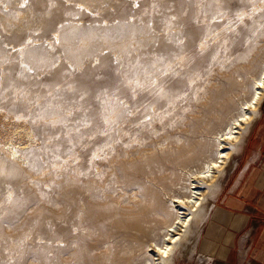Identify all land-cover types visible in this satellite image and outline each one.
Wrapping results in <instances>:
<instances>
[{"label": "snow or ice", "instance_id": "snow-or-ice-1", "mask_svg": "<svg viewBox=\"0 0 264 264\" xmlns=\"http://www.w3.org/2000/svg\"><path fill=\"white\" fill-rule=\"evenodd\" d=\"M36 16L0 24V226L25 223L20 264H119L116 199L213 67L264 45V0H47Z\"/></svg>", "mask_w": 264, "mask_h": 264}, {"label": "rangeland", "instance_id": "rangeland-1", "mask_svg": "<svg viewBox=\"0 0 264 264\" xmlns=\"http://www.w3.org/2000/svg\"><path fill=\"white\" fill-rule=\"evenodd\" d=\"M22 2L23 0H0V24H2L4 28L7 29L8 31L14 32L16 30L10 27V25H16L17 28L22 26L15 19L17 14H19L21 21L28 19L30 21V26L32 27H39L43 23V21L40 19L39 16H36L35 19H31V17H33L35 13L43 11L47 7V0H39V7L33 5L30 0L29 7L27 9L20 8V4ZM5 6L7 7L6 11H5ZM51 11L57 16V18H59L60 10L58 8H53ZM109 23H111L110 20ZM14 56L15 53L12 54V57ZM228 59H231V56H229ZM263 62H264V45L254 48L252 51H248V49L241 50L240 53L236 56V58L231 60L230 65L224 63L223 67H218V66L213 67L212 76L208 77L207 80L200 86L201 88H203V91L201 92L199 89H197L198 92L197 99L195 101H191L189 105H187V107L189 108V112L180 116L176 121V128L174 132H171V134H167L165 136V139L169 141L166 154L151 164L150 168L143 175L142 179L138 181L140 185L139 189L133 191L131 194H129L128 192L122 193V195L129 197L130 203L126 204L128 208H131V205L133 203L136 204L137 202L134 201L138 200L139 197H141V200L146 197L147 199L153 198L154 200L156 199V197L159 198L162 197V201H165L167 199L168 193L169 194L172 193L171 188L174 191L173 193L179 192L180 190L183 191L181 188L183 187L184 185L183 183H185V180H187L186 177H188V173H187L188 170L190 168L191 169L197 168L201 164V162L207 156H209V154L210 155L215 154L213 152L216 146L215 138H214L216 135L215 133H217V131L220 130V128L225 125L224 122L227 121V118L229 117L230 114L233 115L234 113L237 112V109L240 106L239 104H241L240 102H242L245 98H248L250 96L252 91L251 89L253 86L252 79H254L255 75H258V73H260V71L262 70L263 68L262 64H264ZM214 99L215 101H217V103L215 102L214 104L215 105L214 107L216 109L213 107V104H211L213 103ZM210 100L212 102H210ZM209 102L211 107L209 106ZM207 109L209 110V112L210 110H212L211 112L214 113H209ZM187 133L189 135H187L186 136L187 139H185V135ZM192 136H195V138L194 137L192 138ZM197 138L199 139V141ZM194 143H196V145ZM197 144L199 147L197 146ZM155 151L156 149L145 148L142 150V153L143 152L155 153ZM232 161L233 160L229 161L228 165L226 166V170H225L226 173L224 172L223 174L224 177L227 174ZM176 162L179 163L177 164ZM182 169L184 171H182ZM182 174L184 175L186 174V176L183 175L182 178ZM223 176L222 178H224ZM174 177L177 178L175 179ZM172 178L175 181L171 180ZM170 180L171 182L173 181L174 183L168 182ZM221 184H222V179L220 182V186ZM220 186L218 187L215 196L210 198L212 199L211 202L212 201L214 202L218 190L220 189ZM13 188H15V183H13ZM148 188L151 191H149ZM155 191L156 193H154ZM143 193H145L144 196ZM6 195H7L6 188L4 187L3 184H0V202H2L3 197ZM163 197L166 199H164ZM141 200L139 199L138 202ZM116 203L122 205L125 209L126 206L123 204L121 200L116 199ZM134 206L135 205L133 204L132 207ZM127 207L126 210L128 209ZM210 208L208 207L207 209L208 213ZM120 210H118V212L120 211L119 214H121L119 216H126L127 211H124L123 209ZM5 211H7V209H5ZM117 213L116 216L119 217ZM9 218L14 219V217H9ZM21 229L23 231H27L24 222L20 223L17 228H12L11 225H8V228L5 229L2 226H0V238H8V237L12 238L9 240L8 245H4L2 243V239H0V264H9V261H12V264H20L17 256L12 251L16 249L17 245L12 241L22 236V232L20 231ZM199 236L200 234L196 238V246L194 247V249L190 247L187 250L178 249V251L175 252L176 254H174L173 264H228L224 261L211 258L210 256L202 253L199 249Z\"/></svg>", "mask_w": 264, "mask_h": 264}, {"label": "bare ground", "instance_id": "bare-ground-1", "mask_svg": "<svg viewBox=\"0 0 264 264\" xmlns=\"http://www.w3.org/2000/svg\"><path fill=\"white\" fill-rule=\"evenodd\" d=\"M262 65L263 68L260 73L255 75L254 79H252L253 86L250 96L240 102L241 104H239L240 106L237 112L233 115L230 114L227 121L225 120L226 122H224L225 125L221 128L218 126L220 130H218L217 133L214 132L216 134L214 137L216 146L213 151L215 154H209L206 158L204 157L205 159L197 168H190L188 170L187 180H185V183L182 182L184 184L183 187L180 183L182 187L180 188L183 191H181L180 188L179 190L182 193L180 191L173 193L174 191L171 185L170 188L172 193H168L167 199L163 197L166 199L165 201H162V197H160L161 199L156 197L155 200L150 197V199L146 197L141 200V197H139L141 201L138 202L139 199L135 200L134 202L137 203H133L135 205L134 207H132L133 204L131 208L125 205L128 208L126 210V207L124 209L122 206L123 208L121 209L127 211L126 216H119L121 215L119 214L121 210L119 212L117 211L118 213L116 212L119 217L116 216L113 224L117 229L119 238V252L114 258V261H119V264H173L174 254H176L175 252L178 251V249L187 250L190 247L194 249L196 246V238L200 234L205 218L207 217V209L213 204L210 198L215 196L220 186L221 179H223L222 176L224 172L226 173V166L229 161L233 160L236 151L239 150L238 146L241 141L243 142L245 132L257 117L261 102L264 99V91L260 88V85L264 83V64ZM210 102L212 101L210 100ZM215 102L217 103L214 99L213 103H211L213 107L215 106ZM246 105H252V107L248 108ZM207 111L209 112L208 109ZM211 111L212 110H210L209 113H214ZM241 116H247L248 119L238 123ZM187 135L189 134L187 133L185 135V139H187ZM193 137L195 138V136H192V138ZM194 144L196 145V143ZM183 169L182 171H184ZM183 175L184 174H182V178ZM184 176H186V174ZM171 180L174 179L172 178ZM171 180L168 182H171ZM154 193H156V191ZM144 194L145 193H143V196ZM165 252L168 254L165 255ZM121 253H123V255H121Z\"/></svg>", "mask_w": 264, "mask_h": 264}, {"label": "crops", "instance_id": "crops-1", "mask_svg": "<svg viewBox=\"0 0 264 264\" xmlns=\"http://www.w3.org/2000/svg\"><path fill=\"white\" fill-rule=\"evenodd\" d=\"M238 149L203 224L199 249L228 264H264V100Z\"/></svg>", "mask_w": 264, "mask_h": 264}]
</instances>
